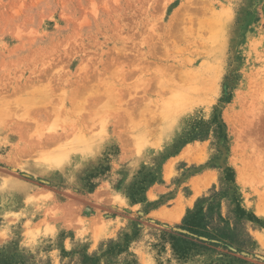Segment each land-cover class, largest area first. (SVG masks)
Returning a JSON list of instances; mask_svg holds the SVG:
<instances>
[{
	"label": "rangeland",
	"instance_id": "rangeland-1",
	"mask_svg": "<svg viewBox=\"0 0 264 264\" xmlns=\"http://www.w3.org/2000/svg\"><path fill=\"white\" fill-rule=\"evenodd\" d=\"M45 85L0 128V264H264V0H0V102Z\"/></svg>",
	"mask_w": 264,
	"mask_h": 264
},
{
	"label": "bare ground",
	"instance_id": "bare-ground-1",
	"mask_svg": "<svg viewBox=\"0 0 264 264\" xmlns=\"http://www.w3.org/2000/svg\"><path fill=\"white\" fill-rule=\"evenodd\" d=\"M216 22V21H215ZM118 73V75H120V77L124 80V78H125V73H124V71H123V69H121V68H117L116 70H115V72L114 73H111L112 75L114 74L115 76H113V78L115 77V78H117L118 79V75H116ZM77 77V76H76ZM112 78V76H111V79H113ZM79 81V80H78ZM90 81V80H89ZM113 81H114V79H113ZM86 82V81H85ZM87 83V82H86ZM85 83V84H86ZM206 83V82H205ZM103 84V83H102ZM196 83H193V86L195 85ZM199 84V85H198ZM198 84H196L198 87L199 86H201L200 85V83H198ZM83 85V84H82ZM81 85V86H82ZM196 85H195V90H199L200 88H198V87H196ZM80 86V87H81ZM106 87H108V88H114V91H116V89H117V87H119L120 88V86H117V84L115 85V84H112V83H110V84H106ZM207 87V86H206ZM27 88H29V87H27ZM42 88V87H41ZM40 88V90H33L32 92H30V93H25L21 98H19L18 100H17V102L15 101V103H13L14 101H11L10 102V100H8V99H3L1 102H0V128L1 127H4L2 124H4L5 122H7V120L9 121L10 119H12L13 117H14V113L12 112V108H13V110L14 109H19V108H22V107H24V110L29 114V109H30V107H28L29 105L27 104V106H26V103L27 102H29L30 101V99L33 101V100H35V99H37V98H39L38 100H40V98L42 97H48L49 99H53L55 96H56V94H55V91L52 89V87H51V85H45V86H43V88L41 89ZM84 88V87H83ZM83 88H82V95H83V92H85L84 90H83ZM91 88V87H90ZM17 89V88H16ZM23 89H26V88H23ZM23 89L22 88H20V91L22 92L23 91ZM56 89H57V87H56ZM85 89V88H84ZM211 89V88H210ZM80 90H81V88H80ZM91 90V89H90ZM25 91V90H24ZM79 91V90H78ZM93 91V90H92ZM92 91H91V93H92ZM118 91V90H117ZM16 92H17V90H16ZM109 92H111V89H110V91ZM186 92V91H185ZM194 92L195 91H191V92H187L186 94V96L184 97V102H182V104H183V106H184V104H187L188 102H190L191 100V97H192V95L194 94ZM201 92H203V91H198V93H201ZM57 93V92H56ZM77 93H79V92H77ZM91 93H89V96H92L93 94H91ZM98 91H96V93L94 92V95H98ZM76 94V93H75ZM80 94V93H79ZM22 95V94H21ZM20 95V96H21ZM31 95V96H30ZM58 95V94H57ZM85 95V94H84ZM105 95H106V97H109L110 98V96L112 95L111 93L109 94V93H105ZM184 95H185V93H184ZM33 97H37V98H34V99H32ZM58 97V96H57ZM81 97V96H80ZM100 97V96H99ZM8 98V97H7ZM60 98V97H59ZM102 98V97H101ZM45 99V98H44ZM91 100L93 99L92 97L90 98ZM100 99V98H99ZM54 100H56V98H54L52 101H54ZM75 100H77L76 98H75ZM80 100V99H79ZM94 100V99H93ZM81 101V100H80ZM95 101V100H94ZM100 101V100H99ZM55 102V101H54ZM76 102H78V101H76ZM75 102V103H76ZM83 102V101H82ZM92 102V101H91ZM67 103V102H66ZM180 103V102H179ZM79 104V103H78ZM77 104V105H78ZM80 105H78V106H76L75 105V107H78V108H80L79 107ZM83 106V107H82ZM81 107L83 108V111L84 110H86L87 109V107L89 106V103H88V99H87V97H86V99H85V102H83V105H82ZM16 107V108H15ZM55 107V106H54ZM57 107V108H56ZM55 108L56 109H58L59 108V113L60 112H62V110H63V107H60V105L58 106H56ZM90 107V106H89ZM92 107V106H91ZM185 108V107H184ZM77 109V108H76ZM81 109V108H80ZM36 110V109H35ZM57 111V110H56ZM87 111V110H86ZM32 113V112H31ZM30 113V114H31ZM57 113V112H56ZM58 114V113H57ZM48 115V114H47ZM74 115V114H73ZM66 116V115H65ZM67 117V116H66ZM87 117V116H86ZM68 119V118H67ZM74 119V118H73ZM23 120H24V118H23ZM25 120H27V121H29L28 120V118H25ZM69 121V120H68ZM26 122V121H25ZM37 122H39V121H37ZM84 123H85V121H83ZM40 124H41V122H40ZM75 124V123H74ZM85 124H87V123H85ZM72 125V124H71ZM10 126V125H9ZM23 126V125H22ZM42 126V125H41ZM11 127V126H10ZM69 127H70V124H69ZM90 127V126H89ZM9 128V127H8ZM15 128H17V127H15ZM87 128V127H86ZM21 129V128H20ZM24 129V128H23ZM88 129V128H87ZM86 129V130H87ZM90 129V128H89ZM25 130L27 131V129L25 128ZM84 130H85V127H84ZM23 131V130H22ZM25 132V131H24ZM87 133V132H86ZM90 133V132H89ZM26 135H27V133H25ZM30 134V133H29ZM55 134L56 133H54V136H55ZM58 135V134H57ZM32 136V135H31ZM35 136V135H34ZM51 136H53V135H51ZM28 137V136H27ZM26 137V138H27ZM37 137H38V135H37ZM44 137H47L46 135H44ZM40 139H41V137H39ZM57 138V137H56ZM29 139V138H28ZM39 139V140H40ZM32 140H34V141H36V139H33L32 138ZM56 140L57 139H55V137H53L52 138V144L53 143H56ZM62 140H64V139H62ZM41 141V140H40ZM31 142V141H30ZM42 142V141H41ZM41 142H38V144H36V145H34L33 147H27V148H25L23 151H21V152H23V154H26L25 156H28V155H33V153H34V150H36L37 148L38 149H40L41 147H43L44 148V143H41ZM46 142V141H45ZM58 143V142H57ZM62 143V142H61ZM60 143V144H61ZM52 144H51V146H52ZM46 145V144H45ZM56 145V144H55ZM59 145V144H58ZM57 145V146H58ZM48 147H49V145H47ZM50 146V147H51ZM42 148V149H43ZM54 148V147H53ZM81 148V147H80ZM37 149V150H38ZM50 149V148H49ZM52 149V148H51ZM81 150H82V152H85V153H90V151H92L93 150V148H87V147H84V148H81ZM19 152V151H18ZM17 153V152H16ZM28 154V155H27ZM87 155V154H86ZM22 156V155H21ZM34 156V155H33ZM35 156H37V155H35ZM48 163H46L48 166H52L53 164L55 165V164H59L58 162H60V161H57L56 159H54V160H48L47 161ZM62 162V161H61ZM243 167V166H242ZM246 167V166H245ZM247 175V174H246ZM257 210V209H256ZM264 212V209H262L261 207H259L258 206V214H261V213H263Z\"/></svg>",
	"mask_w": 264,
	"mask_h": 264
}]
</instances>
